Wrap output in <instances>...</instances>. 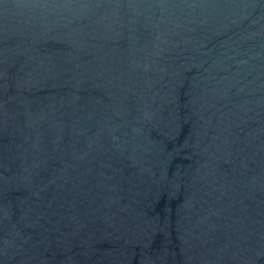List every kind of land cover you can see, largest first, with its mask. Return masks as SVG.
Wrapping results in <instances>:
<instances>
[{"label": "water", "instance_id": "95a60500", "mask_svg": "<svg viewBox=\"0 0 264 264\" xmlns=\"http://www.w3.org/2000/svg\"><path fill=\"white\" fill-rule=\"evenodd\" d=\"M0 264H264V0H0Z\"/></svg>", "mask_w": 264, "mask_h": 264}]
</instances>
